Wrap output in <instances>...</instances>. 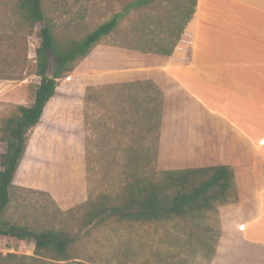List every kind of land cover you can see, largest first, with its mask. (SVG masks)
Segmentation results:
<instances>
[{
  "label": "rangeland",
  "instance_id": "rangeland-1",
  "mask_svg": "<svg viewBox=\"0 0 264 264\" xmlns=\"http://www.w3.org/2000/svg\"><path fill=\"white\" fill-rule=\"evenodd\" d=\"M133 1L43 0V8L59 37L79 39ZM8 3L0 0V122L14 105H30L38 83L36 76L21 73L14 44L1 45L12 24ZM182 3L151 0L127 11L117 29L58 80L39 123L28 133L12 180L9 219L77 232L78 208L89 198L117 193L135 176L153 178L174 168L171 158L160 152V92L153 84L133 93L120 85L142 82L128 78L144 76L141 68L162 55L160 47L166 45L160 41L174 39ZM38 44L36 34L27 38L28 64H33ZM55 65V57L48 54L47 75ZM89 93L98 100L87 101ZM4 149L0 143V154ZM185 158V164L192 163L190 153ZM237 183L246 187L247 181L234 177V192L193 218L147 224L108 221L88 227L76 234V256L86 264H242L239 231L247 228V236L264 241V191L257 208L239 224ZM0 253L32 256L33 243L0 239Z\"/></svg>",
  "mask_w": 264,
  "mask_h": 264
},
{
  "label": "crops",
  "instance_id": "crops-1",
  "mask_svg": "<svg viewBox=\"0 0 264 264\" xmlns=\"http://www.w3.org/2000/svg\"><path fill=\"white\" fill-rule=\"evenodd\" d=\"M164 50L128 80L161 94L160 152L172 170L224 165L247 181L237 183L240 224L264 191V0H196L171 54ZM246 232L236 237L242 264H264V241Z\"/></svg>",
  "mask_w": 264,
  "mask_h": 264
},
{
  "label": "trees",
  "instance_id": "trees-1",
  "mask_svg": "<svg viewBox=\"0 0 264 264\" xmlns=\"http://www.w3.org/2000/svg\"><path fill=\"white\" fill-rule=\"evenodd\" d=\"M182 2L179 7L181 17L175 16L174 39L160 41L166 45V55L171 54L194 14L196 0ZM150 3L151 0L133 1L79 39L59 37L44 11L43 0H9L6 4L12 24L5 30L8 37L1 40V45L14 44L20 55L21 73L36 76L38 83L33 87L30 105H14L0 122V143L5 144L4 152L0 154V239L32 242L33 253L32 256L0 253V264H86L78 260L74 244L76 234L88 227L108 221L147 224L172 218H193L212 210L214 204L224 202L229 193L234 192V173L229 166L169 170L161 171L153 178L135 176L121 185L117 193L100 192L89 198L78 208L77 232L55 225L40 227L7 216L12 180L24 155L28 133L39 123L45 105L55 94L58 80L71 73L102 39L111 35L127 11ZM34 34L39 44L34 50L33 64H28L27 38ZM48 54L56 61L51 76L46 74ZM142 85L151 87L149 82L120 86L133 93ZM86 100L97 101L98 97L89 93ZM160 108L159 105V113Z\"/></svg>",
  "mask_w": 264,
  "mask_h": 264
}]
</instances>
